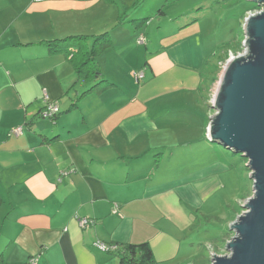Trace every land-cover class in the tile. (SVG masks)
Wrapping results in <instances>:
<instances>
[{
	"label": "crops",
	"instance_id": "crops-1",
	"mask_svg": "<svg viewBox=\"0 0 264 264\" xmlns=\"http://www.w3.org/2000/svg\"><path fill=\"white\" fill-rule=\"evenodd\" d=\"M13 1L0 2V264H28L32 257L36 264H117L112 253L95 248L96 240L147 242L159 264H190L183 240L211 190L207 182L228 169L227 151L214 157L217 148L205 136L197 148L190 141L169 144L171 127L150 105L159 94L146 93L140 80L125 88L122 77L101 71L97 55L99 72L77 76L68 48L86 51L90 36L104 30L122 49L134 40L130 25L114 27L123 7L112 19L95 9L115 0ZM53 39L60 40L57 51L44 42ZM172 45L148 57L154 76L172 62ZM196 55L191 67L201 70L206 58ZM101 77L112 84L83 93ZM44 92L59 108L52 119L40 114ZM16 126L21 133L12 131ZM151 137L168 145H152ZM75 215L89 223L81 227Z\"/></svg>",
	"mask_w": 264,
	"mask_h": 264
},
{
	"label": "rangeland",
	"instance_id": "rangeland-1",
	"mask_svg": "<svg viewBox=\"0 0 264 264\" xmlns=\"http://www.w3.org/2000/svg\"><path fill=\"white\" fill-rule=\"evenodd\" d=\"M7 1L0 0V2ZM41 1L46 0H35V2ZM134 1L136 0H115L108 4L103 1L100 2L101 5L95 6V9L99 11L101 19H112L117 7L119 9L129 7L127 12L130 14ZM18 2H26V0ZM140 4L137 15L148 19V23L140 26L139 34L136 30L139 26H134L137 34L134 33V40L123 46V49L119 45L112 44V40L99 49L97 57L103 69L101 71L122 77L126 82L120 83L125 88H132V82L136 84L134 74L139 69L144 71L145 78L141 72L142 76L139 79L142 85L147 84L144 90L152 95L159 94L157 102L150 103L153 107L156 105L152 112L154 114L160 112L164 123L171 127L173 135L167 142L182 144L190 141L197 148L199 144L204 143V136L207 139L206 132L203 133L202 130L206 129L208 119L214 112L210 101L222 67L229 59L230 53L236 55L242 51V41L240 43L243 37L242 24L249 11H254L249 8L251 2L248 0H145ZM158 8L163 14L158 12ZM92 15L98 17L96 13L92 12ZM76 17L79 18L77 13H75ZM95 29L99 30L101 26ZM111 36L113 37L112 33ZM140 38L143 39L142 42ZM178 39L181 41L176 43ZM171 43L174 45L170 46L169 54L179 59L175 60L172 57V62L165 64L164 71L158 66L156 70L158 73L154 76L148 67V57L157 55L163 46ZM196 53L206 58V64L201 70L191 67L197 62ZM124 68L127 70H123ZM129 68L130 76L127 74ZM204 89L206 94L204 92L202 97L201 90ZM196 130L199 134L194 132ZM154 141L156 142L152 145H168L164 143L163 138L158 137ZM209 143L217 148V150L211 149V154L214 157L216 154V158L219 155L218 150L227 151L226 155L224 153L222 155L227 160L228 169L223 173L212 175L207 182L211 190L207 191L203 202L193 215L195 219L193 230L190 236L183 240L182 245L190 264H202L207 258L210 260L208 264H211L210 257L213 253H226V241L234 233L229 229V225L242 212L243 208L240 204L252 194V179L249 177L247 159L240 153L227 150L215 142L208 140ZM204 147L206 148V145ZM200 149H196L197 154L194 155V159L197 156L199 159ZM169 155L170 153L167 152L166 157Z\"/></svg>",
	"mask_w": 264,
	"mask_h": 264
},
{
	"label": "water",
	"instance_id": "water-1",
	"mask_svg": "<svg viewBox=\"0 0 264 264\" xmlns=\"http://www.w3.org/2000/svg\"><path fill=\"white\" fill-rule=\"evenodd\" d=\"M245 16L242 51L229 58L212 97L207 139L247 159L252 194L230 223L234 233L211 264H264V0Z\"/></svg>",
	"mask_w": 264,
	"mask_h": 264
},
{
	"label": "trees",
	"instance_id": "trees-1",
	"mask_svg": "<svg viewBox=\"0 0 264 264\" xmlns=\"http://www.w3.org/2000/svg\"><path fill=\"white\" fill-rule=\"evenodd\" d=\"M144 1L145 0H136L134 4L131 6L130 14L127 12L129 7H123L117 17L114 27L130 25L133 31H135L134 26L135 27L139 26L136 28L138 32L140 26H145L148 23V19L146 20V18L138 17L139 15H137V13L139 12V8L141 6V4L139 5V3ZM134 7L136 8L133 9ZM249 8L252 10H256L261 8V6H258L257 4L251 2V6ZM158 12L160 14H163V11L160 10L159 8H158ZM90 37L92 39V43L90 46H88V49L86 51H81V48L78 45H76L75 48L73 49L68 48L65 51L66 57L76 68L77 76L80 77L83 74V76L86 77L87 79L95 75L97 72H99L95 57L99 49L109 44V42L112 40L110 37V32L108 30L98 32L96 34L91 35ZM241 39L243 40V37H241ZM241 39H240V43L242 41ZM58 41L60 40L59 39L44 40L46 45L50 48V50L52 49V51L59 50L57 44ZM55 45H56V49L54 47ZM59 45L62 46V43ZM87 70L89 71L90 75L87 74L88 73ZM135 80L138 81L139 79L135 78ZM102 82H105L107 84H112L103 77L96 78L94 79L93 83L83 91V93L88 92L91 88H94L95 86L101 84ZM109 252L117 257L118 260L117 264H159L154 259L151 248L147 242H142L137 244L118 243L117 249Z\"/></svg>",
	"mask_w": 264,
	"mask_h": 264
},
{
	"label": "built area",
	"instance_id": "built-area-1",
	"mask_svg": "<svg viewBox=\"0 0 264 264\" xmlns=\"http://www.w3.org/2000/svg\"><path fill=\"white\" fill-rule=\"evenodd\" d=\"M262 8V7H261ZM260 9V8H259ZM259 9H256L254 11H257ZM253 11V12H254ZM249 13H252L249 11ZM248 13V14H249ZM141 42L143 41L142 38L139 39ZM239 53V52H238ZM234 55H232L230 53V56L229 58L233 57ZM228 60V59H227ZM226 60V61H227ZM225 65V64H224ZM223 65V67H224ZM222 67V69H223ZM142 71L140 72H137L135 73V78L136 79H140V77L142 76ZM216 89V88H215ZM215 92V90H214ZM214 95V93H213ZM212 95V97H213ZM43 99L45 101V105L43 107V109L41 110L40 114L42 117H47V118H50L52 119L58 112L59 108L57 106V104L51 100H49L48 96L45 94H43ZM211 101H212V98H211ZM210 101V103H211ZM13 132L15 133H21L22 131V126H16L12 129ZM74 218L79 222L80 226L83 227V226H86L88 223H89V219L87 218H83V217H79L78 215H75ZM93 245L95 246V248H97L98 250L100 251H104V252H109V251H113L115 249H117V244L116 243H107V242H104V241H100V240H96L93 242ZM214 254V253H213ZM211 259V257H210ZM212 260V259H211ZM28 264H36V261H35V258H30V260L28 261Z\"/></svg>",
	"mask_w": 264,
	"mask_h": 264
}]
</instances>
